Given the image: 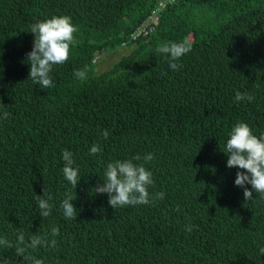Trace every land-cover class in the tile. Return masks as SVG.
Masks as SVG:
<instances>
[{
	"label": "trees",
	"instance_id": "1",
	"mask_svg": "<svg viewBox=\"0 0 264 264\" xmlns=\"http://www.w3.org/2000/svg\"><path fill=\"white\" fill-rule=\"evenodd\" d=\"M154 10V30L133 39ZM53 15L71 16L76 42L44 89L29 79V31ZM185 40L192 50L174 71L157 48ZM124 46L128 52L99 68V56ZM85 66L88 79L80 81L74 72ZM237 90L254 99L237 102ZM5 112L0 259L7 264H264V197L245 198L234 183L241 169L228 167L223 150L241 120L264 133V0H0ZM93 144L102 151L92 155ZM65 148L80 167L75 187L63 176ZM147 153L155 159L144 161ZM137 155L154 174L149 191L165 198L114 208L95 187L109 161ZM45 191L54 204L49 217L36 202ZM68 193L74 219L60 207ZM52 227L60 228L54 247L17 254L21 233L50 241Z\"/></svg>",
	"mask_w": 264,
	"mask_h": 264
},
{
	"label": "clouds",
	"instance_id": "2",
	"mask_svg": "<svg viewBox=\"0 0 264 264\" xmlns=\"http://www.w3.org/2000/svg\"><path fill=\"white\" fill-rule=\"evenodd\" d=\"M31 33L35 34L33 49L27 54L30 61V76L33 82L42 85L44 89L54 86L53 70L57 65H62L70 58L72 46L76 42L75 33L77 26L73 23L71 16L53 15L50 18L38 20L30 26ZM192 44L188 41L166 42L157 48V52L163 54L169 60V67L174 71H179L182 65L178 63L182 57L192 50ZM74 76L80 81L88 79V68L76 69ZM234 99L239 102L244 99L249 101L254 97L249 93L236 91ZM9 113L5 112L0 119H6ZM110 135L108 129L103 130V136ZM229 156L228 167H238L235 185L243 188L244 196L247 200L254 199L253 193L259 197H264V133L257 135L252 126L239 121L231 128L223 149ZM102 151L99 144H93L90 148L92 155ZM61 159L64 163L62 172L64 178L74 187L78 185L80 178V167L76 162L72 150L65 148L62 151ZM155 159L154 153H147L143 160L151 162ZM141 160L139 155L128 159H115L107 163L103 183L95 187L96 193H107L109 203L114 208L126 205H148L156 200L165 198L164 192L151 193L149 191L154 181L153 172L144 163H137ZM246 170V171H244ZM251 185V188L248 187ZM52 197L45 191L43 196L36 195L37 207L42 217H49L54 208L51 202ZM71 193L65 195L60 207L64 217L74 219L76 217V207ZM188 230H192L189 224ZM60 228L52 227L50 241L41 234H34L29 240L25 239L23 233L18 237L20 245L17 247L18 255H25L28 249H36L41 245L55 246L59 236ZM0 243H4L0 240ZM264 254V248L260 249ZM25 259H31L25 256ZM0 264H7L0 259ZM34 264H44L42 259H34Z\"/></svg>",
	"mask_w": 264,
	"mask_h": 264
},
{
	"label": "built area",
	"instance_id": "3",
	"mask_svg": "<svg viewBox=\"0 0 264 264\" xmlns=\"http://www.w3.org/2000/svg\"><path fill=\"white\" fill-rule=\"evenodd\" d=\"M162 5V3H160ZM158 11L154 10L152 15L149 17V20L143 25H140L135 32L132 34L133 39H138L141 36L149 35L155 28V24L153 23L158 19Z\"/></svg>",
	"mask_w": 264,
	"mask_h": 264
},
{
	"label": "rangeland",
	"instance_id": "4",
	"mask_svg": "<svg viewBox=\"0 0 264 264\" xmlns=\"http://www.w3.org/2000/svg\"><path fill=\"white\" fill-rule=\"evenodd\" d=\"M122 48H123L122 49L123 51L120 50V53H118V54H114V53L110 52V53H107L103 56H99L97 58L99 68H102V70L109 68L111 65H113V62L119 58V56L122 54V52H124V51L128 52L129 51V50H127V48H128L127 46H124Z\"/></svg>",
	"mask_w": 264,
	"mask_h": 264
}]
</instances>
